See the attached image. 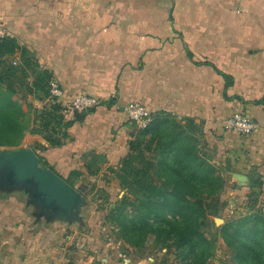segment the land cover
I'll list each match as a JSON object with an SVG mask.
<instances>
[{"label": "crops", "instance_id": "0c3cea01", "mask_svg": "<svg viewBox=\"0 0 264 264\" xmlns=\"http://www.w3.org/2000/svg\"><path fill=\"white\" fill-rule=\"evenodd\" d=\"M0 28L17 36L64 91L58 100L69 124L64 144L50 147L30 132L24 139L31 148L49 147L38 152L63 179L79 170L86 182L80 187L97 181L110 189L98 176L128 154L139 128L121 108L139 101L154 115L199 126L204 149L223 168L230 208L241 212L256 181L264 208V0H0ZM28 72L32 84L38 73ZM81 93L100 100L85 115L70 104ZM32 102L37 109L50 104ZM235 112L250 116L257 129L250 135L226 129ZM101 156L107 162L91 174L89 163ZM237 174L247 177L244 185ZM34 211L26 192L0 191V264L155 262L121 241L115 247L100 240L90 254L84 247L98 240L93 229L81 237L84 224L37 218Z\"/></svg>", "mask_w": 264, "mask_h": 264}, {"label": "trees", "instance_id": "16d2710c", "mask_svg": "<svg viewBox=\"0 0 264 264\" xmlns=\"http://www.w3.org/2000/svg\"><path fill=\"white\" fill-rule=\"evenodd\" d=\"M39 67L34 53L17 36H0V148L19 147L28 132L42 135L50 147L64 144L69 124L59 114V103L37 109L31 100L47 99L50 93L51 72ZM28 70L38 73L32 84L28 83ZM19 77L26 80V94H21L14 84ZM202 135L192 119L182 122L154 115L150 125L139 129L129 141L128 154L109 168L121 180L124 194L112 207L110 203L106 219L134 253L144 255L142 249L148 248L150 241V252L166 249V256L151 264H210L219 244L232 250L233 264H264L261 181L251 183L246 210L239 215L235 211L231 220L216 226L214 233L207 228L209 216H220L229 201L224 192L223 168L204 149ZM39 148L46 151L49 147L37 146L33 150L40 164L50 167ZM98 162L105 163L107 159L101 156L91 161L90 173ZM83 174L74 172L76 178ZM66 181L76 188L75 179Z\"/></svg>", "mask_w": 264, "mask_h": 264}, {"label": "water", "instance_id": "95a60500", "mask_svg": "<svg viewBox=\"0 0 264 264\" xmlns=\"http://www.w3.org/2000/svg\"><path fill=\"white\" fill-rule=\"evenodd\" d=\"M122 110L125 107L121 108ZM244 185L246 176L237 174ZM83 187H73L50 167L42 166L33 148H0V191H24L34 215L47 220L83 223L88 204ZM216 221H222L217 217Z\"/></svg>", "mask_w": 264, "mask_h": 264}, {"label": "rangeland", "instance_id": "374dc122", "mask_svg": "<svg viewBox=\"0 0 264 264\" xmlns=\"http://www.w3.org/2000/svg\"><path fill=\"white\" fill-rule=\"evenodd\" d=\"M13 81H14V84L18 87V90L21 94L28 93V88H22V87H27V85L25 86V84H23L24 82H26V80H23V78L19 77L18 79L13 80ZM32 99H34V98H31V100ZM26 145H28V144L23 142L22 145H20V147H24ZM148 154H149V151H148ZM42 163H44V162H42ZM105 163L98 162L97 164H98V166H101V164L105 165ZM108 168H109V166H108ZM108 171H109V173H107V174L104 173L102 176H98V179L100 180L101 183L107 184L110 189H108V188L102 189V187H98L99 183L97 181H95V183H92L93 185H91V183H89L90 184L89 186L84 187V189H85L84 191L87 193L88 204L85 206V209L83 210V212H84L83 216H84L85 221L83 223H81L82 225L84 224L83 229H81L82 233H79V232L78 233H79V236L82 234L81 237H84L83 235L86 234V231L91 228V229H93V232L95 234H97L96 238H98V240L93 241L94 243L92 245L89 244V245H85V247H84V248H86L85 250H87V252L90 254L91 253L95 254V252L92 251V249L99 244L98 241H100V240L103 243L114 244L115 247L117 245V242H119V241L123 242L121 239H119L117 237L116 227H114V225L111 221H108L106 219V215L109 213L110 203L111 202L113 203L111 205V207H112L114 205V203H116L118 201V198L122 197L124 194L123 188L121 186V180L116 176L115 173L110 171V169ZM73 179H75L74 183L77 184L76 185L77 187H80V185L85 182V178L82 175L77 177V178H76V176H74ZM79 181H81L82 183H80ZM90 208H91V212H90ZM228 208L229 209H226L220 216H218L219 218L222 219V221H215L214 219H212L213 221H211L209 226L207 227L211 233H214L216 226H221L225 222H227L228 220H231L230 217L232 216V214H234L235 210H238L237 209L238 207L236 209L234 207V209H233V208H230L228 206ZM239 208L241 209L240 213H242L244 210H246V204H245V206L243 205V206H240ZM93 213L96 216L92 215ZM100 213H105L106 215L104 217L99 218L97 215ZM240 213H238L236 215H239ZM215 217H217V216H215ZM96 219H97V221H96ZM95 221H96V224L93 225L95 223ZM85 224H87V225H85ZM78 233H77V235H78ZM75 242H77V237H76ZM103 243H101V244H103ZM148 245H149V247L146 249H142V251H144L147 254L151 253V255L153 256V258L155 260L161 261V259L164 258L161 254H159L160 256H157L156 254H154L153 252H150V250H148L150 248V246H152L151 241L148 243ZM120 248H121V246H120ZM120 248H117V249H120ZM161 253L164 254V252H162V251H161ZM101 256H105V255L101 254ZM121 256H124V255H121ZM111 257H113V255ZM170 258H172V257H170ZM231 258H232V250L228 249L223 244H219V247H218V250L216 253V257L210 261V264H233ZM146 261L150 262L147 259H146Z\"/></svg>", "mask_w": 264, "mask_h": 264}, {"label": "built area", "instance_id": "2783aa9c", "mask_svg": "<svg viewBox=\"0 0 264 264\" xmlns=\"http://www.w3.org/2000/svg\"><path fill=\"white\" fill-rule=\"evenodd\" d=\"M7 34L2 28H0V36ZM17 64V61H14ZM64 95L62 87L56 80L50 82V93L47 100L50 104H55ZM71 107L84 111L90 108H94L100 104V100L91 95L77 94L70 102ZM125 112L128 118L136 124L139 129L147 128L154 120V114L148 110V108L139 101H131L125 105ZM224 126L228 130L235 131L240 135H250L257 129V123L250 116L243 112H235L229 116Z\"/></svg>", "mask_w": 264, "mask_h": 264}]
</instances>
